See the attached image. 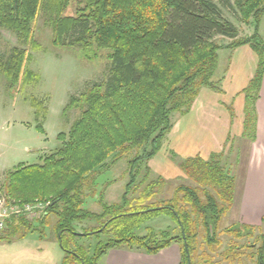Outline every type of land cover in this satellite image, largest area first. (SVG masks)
<instances>
[{
  "label": "trees",
  "instance_id": "trees-1",
  "mask_svg": "<svg viewBox=\"0 0 264 264\" xmlns=\"http://www.w3.org/2000/svg\"><path fill=\"white\" fill-rule=\"evenodd\" d=\"M225 3L228 0H84L76 15H65L68 0H0V27L28 42L31 22L45 7L51 13L54 43L87 46L93 41L97 48L109 50L112 64L106 80L70 97L64 109L74 106L80 114L67 133L58 134L61 146L39 163L18 164L5 173L1 193L7 201L48 206L37 219L23 215L7 219L8 233H0V240L21 231L11 230L14 223L30 229L33 221L44 224L47 215L53 214L57 242L80 264H97L110 249L156 254L171 243L179 247L180 264H264L263 233L252 244L237 243V239L251 238L260 227L238 223L221 228L236 184L222 151L179 163L191 184L177 185L168 198H156L165 182L161 176H152L148 165L172 129L173 115L188 113L202 87L221 91L219 81L213 80L221 48L248 45L258 58L254 75L242 91L244 134L255 138V103L264 75V40L258 33L264 0L235 1L241 21L254 27L251 35L243 37L224 17L221 4ZM216 37L230 42L222 46ZM2 56L5 75L18 81L25 51L14 49L5 60ZM37 128L43 132L40 125ZM131 152L129 180L119 201L108 203L102 189L97 200L100 211L84 208L86 197L95 193V176ZM161 213L175 221L178 235L162 233L157 238L152 229L138 235L144 220ZM86 219L96 221L98 227L83 234L73 230L74 222ZM260 221L264 223V213ZM90 234L105 237L91 254L81 247H66L67 235ZM221 235L229 237L225 249H221Z\"/></svg>",
  "mask_w": 264,
  "mask_h": 264
},
{
  "label": "rangeland",
  "instance_id": "rangeland-1",
  "mask_svg": "<svg viewBox=\"0 0 264 264\" xmlns=\"http://www.w3.org/2000/svg\"><path fill=\"white\" fill-rule=\"evenodd\" d=\"M235 1L228 0L227 4H221L222 13L237 26L240 37L249 36L253 33V24H245L241 21ZM83 6L84 0H68L64 14L76 15L78 9ZM50 14L45 7L40 9L36 18L31 22V37L28 42L19 37L17 33L0 27V54L3 55V59L5 60L14 49L25 51L26 56L18 81L9 79L0 63V199L2 200L0 209L10 207L9 204L4 203V201L6 203L9 201L1 193V184L4 181L5 173L18 164L39 163L45 156L59 148L61 141L57 137L58 134L67 133L72 122L80 114V108L74 106L64 109L70 97H77L93 84L106 80L112 67L108 58L109 50L97 48L93 41H90L87 46L54 43L55 34L51 28ZM258 33L264 40V14L259 22ZM71 37L73 36L71 35ZM69 39L66 38V41ZM216 42L224 46L230 40L216 37ZM219 57L221 70L217 72L216 76L221 78L220 76L224 74L229 64L226 48L218 50V62ZM259 110L261 118H264V97L260 100ZM243 113L238 111L239 116ZM177 115H173V121L178 118ZM38 125L41 126L43 132L38 130ZM179 125L177 124L176 128ZM250 136L244 134L238 137H228L226 143L220 145L218 151L223 152L225 163L231 168L236 178L233 203L230 211L222 220L221 228L241 222L248 223L246 216L250 215L251 210L248 220L255 221L254 226L260 227V230H254L251 238L237 239L238 244H243L246 241L252 244L259 232L264 234V223L259 221L264 212V199L260 202L259 198L262 196L261 194H264L263 178L252 185L253 208H250L252 203L246 201V190L251 173L264 170V123H259L257 138L251 139ZM132 155L133 152L111 164L108 168L105 167L107 169H101L94 179L96 181L95 193L86 197L84 208L93 213L100 211L97 200L102 189L108 203L119 201L124 191V185L129 180L127 160ZM160 159L166 161L170 159L172 169L178 168L180 172L175 175L171 171L168 176H161L149 166L152 176H161L165 182L156 196L157 199L170 197L173 189L179 184H191L179 168V163L186 158L176 154L170 148L169 143H166L159 155L152 160L151 163L155 165L153 168L158 169ZM149 163L150 160L148 165ZM141 178L142 174L139 180ZM259 192L261 193L259 194ZM56 220L55 215H47L45 223L37 225L43 226V229L29 230L24 227L20 232L11 235L9 239H3L0 242V264H80L78 259L63 251L56 241L57 232L54 227ZM72 227L77 233L83 234L95 230L98 223L86 219L74 222ZM6 228L7 226L0 229V233L3 235L8 233ZM147 229H152L157 238H160L162 233H168L170 237L178 235L175 221L164 213L144 220L137 230L138 235H147L149 232ZM68 236L65 238L70 242L66 243L67 248L74 250L81 247L88 255L92 253L98 240L105 239L103 235L99 234ZM221 239L223 242L221 249H225L229 237L221 235ZM40 240L43 243H40ZM21 244H23V249L18 247ZM33 244H36L37 247L32 249ZM25 248L29 250H25ZM246 251L248 250L246 249ZM66 255L69 258L66 259ZM215 260L220 261V257L216 256ZM219 264L227 263L220 261ZM247 264L256 263L248 261Z\"/></svg>",
  "mask_w": 264,
  "mask_h": 264
},
{
  "label": "crops",
  "instance_id": "crops-1",
  "mask_svg": "<svg viewBox=\"0 0 264 264\" xmlns=\"http://www.w3.org/2000/svg\"><path fill=\"white\" fill-rule=\"evenodd\" d=\"M226 51H228L229 64L224 74L220 76L221 78L216 76L217 72L221 70L219 57V64L213 76V80L219 81L221 91L217 92L210 88L202 87L193 101L189 112L184 115H177L178 118L173 121L172 129L163 141L160 150L150 159V168H152L154 172H158L159 175L168 176L171 171L177 175L176 173L180 172L178 168L172 169L170 159H167V161L160 159L161 162L158 169L153 168L154 164L151 163L152 160L159 155L166 143H169L170 148H172L176 154L184 158L195 155L208 157L211 153L218 152L220 145L226 143L228 137L244 135V113L239 116L238 111L240 110V113L244 112L245 97L242 91L247 87L248 82L254 75L258 58L248 45H242L235 49L226 48ZM263 93L264 75L258 99L255 103L257 115L255 138H257L259 133V123H264V118H261L259 110L260 100L264 97ZM179 122L181 123L180 125ZM177 124L179 125L178 128H176ZM260 132H262V130H260ZM260 178L264 179V170L252 172L249 177L246 190V201L247 203H252L250 208H253L252 185H254L257 180H260ZM259 198L261 202L264 199V194ZM251 212L250 215L246 216V221H248V223L244 222L245 224L250 223L249 225H254L253 223H255V221L248 220L251 216ZM39 224V221L33 222L30 229H43V226H37ZM13 227H17L16 230H23L25 226L18 222L11 225V230ZM1 241L2 240H0V242ZM39 242L43 243L42 240ZM22 246L23 244L18 247L23 249ZM34 247H37V245L33 244L32 249ZM25 250L29 249L25 248ZM97 264H180V250L175 243H171L156 254H147L125 249H110L98 260Z\"/></svg>",
  "mask_w": 264,
  "mask_h": 264
},
{
  "label": "built area",
  "instance_id": "built-area-1",
  "mask_svg": "<svg viewBox=\"0 0 264 264\" xmlns=\"http://www.w3.org/2000/svg\"><path fill=\"white\" fill-rule=\"evenodd\" d=\"M0 201H2L0 199ZM5 204H9L8 209H0V229H3L6 227V221L7 219H10L12 216H18L23 215L27 219H37L42 216L44 211L46 210V207L48 206V203H41V202H34V203H26V204H16L13 201H10Z\"/></svg>",
  "mask_w": 264,
  "mask_h": 264
},
{
  "label": "bare ground",
  "instance_id": "bare-ground-1",
  "mask_svg": "<svg viewBox=\"0 0 264 264\" xmlns=\"http://www.w3.org/2000/svg\"><path fill=\"white\" fill-rule=\"evenodd\" d=\"M263 187H264V186H263ZM263 187H262V188H263ZM262 188H261V189H262ZM252 192H253V191H252ZM260 193H261V192H259V194H260ZM259 194H258V195H259ZM261 195H263V194H261ZM255 197H256V196H255ZM256 201H257V200H256Z\"/></svg>",
  "mask_w": 264,
  "mask_h": 264
},
{
  "label": "water",
  "instance_id": "water-1",
  "mask_svg": "<svg viewBox=\"0 0 264 264\" xmlns=\"http://www.w3.org/2000/svg\"><path fill=\"white\" fill-rule=\"evenodd\" d=\"M80 234V233H79Z\"/></svg>",
  "mask_w": 264,
  "mask_h": 264
}]
</instances>
